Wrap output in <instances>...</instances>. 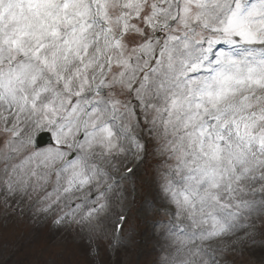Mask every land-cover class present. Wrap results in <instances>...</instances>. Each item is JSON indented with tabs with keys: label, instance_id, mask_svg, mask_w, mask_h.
Returning a JSON list of instances; mask_svg holds the SVG:
<instances>
[{
	"label": "snow or ice",
	"instance_id": "1",
	"mask_svg": "<svg viewBox=\"0 0 264 264\" xmlns=\"http://www.w3.org/2000/svg\"><path fill=\"white\" fill-rule=\"evenodd\" d=\"M146 153L155 264L264 236V0H0V205L115 248Z\"/></svg>",
	"mask_w": 264,
	"mask_h": 264
},
{
	"label": "rangeland",
	"instance_id": "2",
	"mask_svg": "<svg viewBox=\"0 0 264 264\" xmlns=\"http://www.w3.org/2000/svg\"><path fill=\"white\" fill-rule=\"evenodd\" d=\"M156 164L157 157L148 153L135 161L121 205L126 227L115 248L109 247L111 239L96 241L71 225H56L50 217L30 212V205L23 206L22 214L0 205V264H155L159 240L154 224L161 219ZM228 260V264H264V236L243 241L223 264Z\"/></svg>",
	"mask_w": 264,
	"mask_h": 264
}]
</instances>
